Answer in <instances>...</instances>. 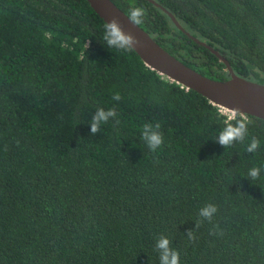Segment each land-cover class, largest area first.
<instances>
[{
  "label": "trees",
  "instance_id": "1",
  "mask_svg": "<svg viewBox=\"0 0 264 264\" xmlns=\"http://www.w3.org/2000/svg\"><path fill=\"white\" fill-rule=\"evenodd\" d=\"M111 1L199 73L229 77L210 47L264 84V0ZM105 24L86 0H0V264H162V238L179 264H264V120L109 47Z\"/></svg>",
  "mask_w": 264,
  "mask_h": 264
},
{
  "label": "water",
  "instance_id": "2",
  "mask_svg": "<svg viewBox=\"0 0 264 264\" xmlns=\"http://www.w3.org/2000/svg\"><path fill=\"white\" fill-rule=\"evenodd\" d=\"M86 1L105 23L110 24L116 21L123 32L132 37L131 48L147 67L181 87L198 92L223 112L241 113L264 120V84L235 74L228 61L207 44L189 35L196 43L208 47L223 61L229 73L227 79L218 80L207 77L179 61L161 47L142 27L134 23L111 0ZM148 1L166 11L155 1ZM166 13L177 25L173 16ZM177 27L179 26L177 25Z\"/></svg>",
  "mask_w": 264,
  "mask_h": 264
},
{
  "label": "clouds",
  "instance_id": "3",
  "mask_svg": "<svg viewBox=\"0 0 264 264\" xmlns=\"http://www.w3.org/2000/svg\"><path fill=\"white\" fill-rule=\"evenodd\" d=\"M130 19L136 23L140 24L141 17L145 15V10L142 8H136L130 12ZM106 33L104 39L108 42V46L112 48L125 49L131 51L132 37L126 35L119 24L116 21L112 23H106L104 25ZM119 99L117 95L115 97ZM228 113V112H225ZM232 115L231 113H228ZM115 115L114 111L105 112L100 110L93 119L92 123V132L95 133L98 131L99 124L101 122H107L110 116ZM159 125H157V128ZM246 132V124L244 122L238 123L236 126H227L224 131L220 134L219 143L222 145H231L234 141L243 139ZM144 138L152 146L153 150L163 143V139L160 133L152 131L150 125H145L144 128ZM258 147V142L253 141L249 147V151H254ZM258 169H253L251 171V176L255 178L258 174ZM216 211L215 207L208 206L201 210V215L204 217L211 218L212 214ZM169 240L167 238H162L159 240L157 247L163 250L162 255V264H179V254L171 252L169 250Z\"/></svg>",
  "mask_w": 264,
  "mask_h": 264
}]
</instances>
